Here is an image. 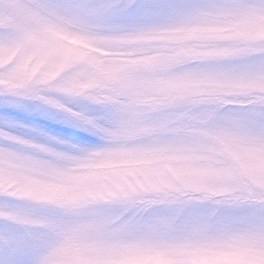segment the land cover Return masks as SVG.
Wrapping results in <instances>:
<instances>
[{
  "label": "clouds",
  "instance_id": "obj_1",
  "mask_svg": "<svg viewBox=\"0 0 264 264\" xmlns=\"http://www.w3.org/2000/svg\"><path fill=\"white\" fill-rule=\"evenodd\" d=\"M0 95L116 114L78 156L0 147V197L57 212L0 207L36 228V264H264V0L119 31L62 0H0Z\"/></svg>",
  "mask_w": 264,
  "mask_h": 264
},
{
  "label": "rangeland",
  "instance_id": "obj_2",
  "mask_svg": "<svg viewBox=\"0 0 264 264\" xmlns=\"http://www.w3.org/2000/svg\"><path fill=\"white\" fill-rule=\"evenodd\" d=\"M62 3L82 15H96L100 23L111 31L177 18L194 6H180V2L168 3L167 0H62ZM64 103L71 111L57 109L37 100L0 95V132L7 129L3 133L23 138L48 151L34 150L4 137H0V147L28 152L41 160L53 159L52 153L78 156L104 147L106 141L101 128L112 126L116 119L113 109L78 99L65 100ZM88 120L95 121L99 127H94ZM3 206L43 216L57 215L52 208L36 209L25 202L0 197V207ZM166 211L155 209L153 214ZM246 214V211L236 213L241 216ZM40 247L39 233L35 227L0 218V264H36Z\"/></svg>",
  "mask_w": 264,
  "mask_h": 264
}]
</instances>
